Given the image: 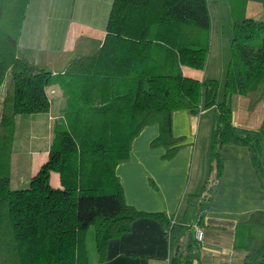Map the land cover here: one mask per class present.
I'll return each mask as SVG.
<instances>
[{
  "label": "trees",
  "instance_id": "obj_1",
  "mask_svg": "<svg viewBox=\"0 0 264 264\" xmlns=\"http://www.w3.org/2000/svg\"><path fill=\"white\" fill-rule=\"evenodd\" d=\"M252 1L264 8V0H228L233 36L218 100L221 80L183 71L206 66L208 0H114L103 41L81 40L75 52L60 56L20 43L30 0H0V87L11 71L0 114V264H89L91 227L104 261L110 241L144 217L158 219L174 237L171 264H194L200 245L188 238L190 227L128 204L115 167L152 123L160 127L152 146H164L171 158L184 139L173 133V112L199 115L214 108L199 221L220 184L224 145L248 148L264 187V118L258 129L239 127L232 105L234 95L249 96L251 107L264 99V20L247 15ZM53 84L67 104L54 123L49 157L27 186L12 188L16 116L49 111L47 88ZM52 172L59 173L61 186L51 183ZM239 226L244 264H264V209Z\"/></svg>",
  "mask_w": 264,
  "mask_h": 264
},
{
  "label": "crops",
  "instance_id": "obj_2",
  "mask_svg": "<svg viewBox=\"0 0 264 264\" xmlns=\"http://www.w3.org/2000/svg\"><path fill=\"white\" fill-rule=\"evenodd\" d=\"M110 1L101 0L102 13H97L92 26L97 20H100L98 22L100 26L102 21H105L107 26L114 0L111 6ZM76 6L77 0H74L73 5L72 0H30L19 37L20 43L60 56L75 52L81 40L91 43L102 42L106 28L98 34L95 28L87 32L82 29V31H72ZM183 71L187 76L204 78L202 70L184 66ZM47 92L49 96L52 95L48 112L49 120L52 121H50L52 125L50 137L54 138V123L61 117L67 101L58 84L51 85L50 91ZM61 95L64 97L63 100ZM250 102L249 96H233V120L239 127L258 129L264 118V99L255 107H251ZM55 105L58 107L55 108ZM210 109H203L199 115H192L185 109L173 112V133L184 139L181 147L171 158L165 157L164 146H152V141L160 131L159 124L146 125L133 139L129 158L117 164L115 173L128 204L141 211L167 213L176 223L190 227L188 238L190 236L192 241L200 245V257L194 264H244L245 252L239 248L242 244L243 228L239 223L247 219L251 212L264 209V187L252 165L248 148L234 144L224 145L221 150L224 170L213 198H226L228 206L223 207L219 203L216 207H211L215 204L212 201L210 207L205 209L203 222L199 221L200 197L210 170L209 173L208 170L202 172L200 178L199 171L195 172V180L192 174L195 158L200 163H204L205 154L207 155V146H204L203 150L198 148V144L200 136L204 144L207 143L205 114ZM52 143L53 141L47 148L32 153V157L28 158L30 174H18L19 179L15 189L29 184V179L48 159ZM209 144L210 139L207 144L208 151ZM12 173L11 168V178ZM192 181H201L203 185L201 190L189 193ZM51 183L54 186H61L59 173L52 172ZM189 218L192 220L190 221ZM195 225L204 229V237L201 241L196 237ZM175 249L174 237L166 234L163 224L156 218L144 217L135 220L129 232L110 241L104 261H99L97 249L94 256L89 257L88 254V257L89 264H171Z\"/></svg>",
  "mask_w": 264,
  "mask_h": 264
},
{
  "label": "rangeland",
  "instance_id": "obj_3",
  "mask_svg": "<svg viewBox=\"0 0 264 264\" xmlns=\"http://www.w3.org/2000/svg\"><path fill=\"white\" fill-rule=\"evenodd\" d=\"M112 1L113 0L110 1V6L112 5ZM73 2L74 0H72V5ZM208 4L212 17V25L210 29V50L207 57L206 66L202 71L204 73L205 78H215L221 80L222 86L218 94V100H221L223 97V79L225 77L226 68L230 59V43L231 38L233 36L232 20L230 15V9L228 6V0H208ZM102 7L103 3L101 2V0H77V6L75 8V19L73 20L74 23L72 26V31L84 30V32H87L89 29L95 28V31L98 34L102 30H104L106 28L105 21H102L101 26L98 23L100 22V20H97V25L95 24L96 26L91 25L94 24L97 13H102ZM71 11H73L72 6ZM247 15L256 19L264 20V8L262 4L255 1L250 2L247 9ZM10 77L11 71L7 73L6 78L4 79V82L0 87V114ZM47 90L50 91V86L47 88ZM50 96L52 95L50 94ZM61 96H59V98ZM63 99L64 97L62 98V100ZM54 107L56 108L58 106L55 105ZM214 114V108H211L205 114V116H207V119L205 120V125L208 140L207 143L204 144V141L202 140L203 138H201L200 136L198 148L204 150V146H207V155L205 154V158L204 155L202 156V159H205L204 163H200V161L195 158L192 174L194 180L195 172L199 171L200 178V175L202 176V172H206L208 170L209 173L210 170V159L207 144L209 143V139L211 136ZM49 119L50 115L48 111L39 113L18 114L16 116V134L14 139V154L12 166L13 173L10 182L11 187H17L16 184H18L19 179L18 174H30V169H28V158L32 157V153L35 151H40L43 148H47L48 144L53 141V138L50 137L52 136V121ZM201 131H203V129ZM31 178L29 179V181L31 180ZM200 182L201 181H192L189 193L190 191L195 192L196 190H201L203 185ZM206 202L207 201H205L206 209L210 207L211 202L215 203L214 206L212 205L211 207H216V205L219 203L222 204L223 207L228 206V200L223 197L222 199L218 197L215 199L213 198L212 200L207 202V204ZM189 220L191 221L192 219L189 218ZM86 242L89 257L94 256V254L96 253V246L93 227H91L88 231Z\"/></svg>",
  "mask_w": 264,
  "mask_h": 264
},
{
  "label": "built area",
  "instance_id": "obj_4",
  "mask_svg": "<svg viewBox=\"0 0 264 264\" xmlns=\"http://www.w3.org/2000/svg\"><path fill=\"white\" fill-rule=\"evenodd\" d=\"M195 232L197 239L201 241L204 237V229L199 225H195Z\"/></svg>",
  "mask_w": 264,
  "mask_h": 264
}]
</instances>
